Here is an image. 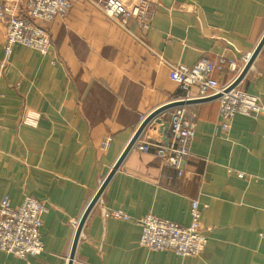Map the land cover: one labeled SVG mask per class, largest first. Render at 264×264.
Listing matches in <instances>:
<instances>
[{"label":"crops","instance_id":"0c3cea01","mask_svg":"<svg viewBox=\"0 0 264 264\" xmlns=\"http://www.w3.org/2000/svg\"><path fill=\"white\" fill-rule=\"evenodd\" d=\"M70 1L46 24L45 54L16 44L6 58L0 19V201L16 207L29 195L45 206L44 251H0V264H67L79 219L141 120L165 103L198 99L195 86L183 98L172 67L226 56L235 65L212 77L227 85L264 33V0H146L147 28ZM237 87L264 106V44ZM177 106L195 123L182 174L132 147L85 218L71 264H264V114H236L225 131L217 98L188 102L157 115L138 141L161 137ZM26 115L37 123H24ZM192 199L204 207L200 255L138 244L140 217L187 225ZM111 210L128 218L104 215Z\"/></svg>","mask_w":264,"mask_h":264},{"label":"built area","instance_id":"2783aa9c","mask_svg":"<svg viewBox=\"0 0 264 264\" xmlns=\"http://www.w3.org/2000/svg\"><path fill=\"white\" fill-rule=\"evenodd\" d=\"M91 4L117 24L132 18L142 28H147L148 10L146 0L126 6L121 0H88ZM71 7L70 0H3L0 3V19L5 30L4 52L9 58L16 44L36 49L42 54L52 46L46 24L57 17L65 16ZM244 62L248 55L242 57ZM226 65L234 66L235 61L220 56L216 61L200 59L192 66H173L170 79L188 97L190 87H197V98L221 94L218 98V117L223 130L227 131L230 121L236 114L256 116L264 114V106L258 97L234 87L223 92L221 85L212 77L214 70L221 71ZM228 85V84H227ZM38 115H26L24 123L35 125ZM194 120L188 116L184 106L175 107L164 126L161 137L151 141L133 144L141 151L155 152L161 164L170 168L178 177L182 174L190 155V145L194 138ZM197 199L190 203V222L187 225L146 214L137 220L141 228L138 239L140 246L151 250L172 251L185 256H198L207 242V236L201 226V213ZM45 206L32 196H25L20 205L13 207L7 197L0 201V251L17 257L40 254L44 251L40 227ZM105 216L127 219L121 211H105Z\"/></svg>","mask_w":264,"mask_h":264},{"label":"water","instance_id":"95a60500","mask_svg":"<svg viewBox=\"0 0 264 264\" xmlns=\"http://www.w3.org/2000/svg\"><path fill=\"white\" fill-rule=\"evenodd\" d=\"M263 44H264V33H263L262 37L260 38L259 42L257 43L256 47L252 51V53L248 56V59L246 60L245 64L243 65L242 69L239 71L237 76L228 85H226V87L224 88L223 92H227V91L231 90L232 88L237 87L238 83L243 78V76L245 75V73L247 72L249 67L251 66L252 62L254 61L255 57L259 53V51H260L261 47L263 46ZM220 95L221 94H215V95H211V96L204 97V98L193 99L192 101L191 100H189V101L180 100V101H172V102H169V103H165V104L157 107L156 109H154L150 113H148L141 120L140 124L138 125V127L134 131L132 137L130 138V140L126 144V146L123 149L122 153L119 155L118 159L116 160V162L114 163V165L112 166V168L110 169V171L108 172V174L106 175L104 180L102 181L101 185L97 189L96 193L92 197V199L89 202V204L87 205L84 213L82 214L81 218L79 219V221H78V223L76 225V228H75V234H74L73 242H72V245H71V249H70V253H69L67 264H71L72 263V259H73L75 247H76L79 235H80V231H81L82 225H83V223L85 221V218L87 217L90 209L93 207L95 202L98 200L101 192L103 191V188L105 187V185L107 184V182L109 181L110 177L113 175L115 170L119 167V165H120L122 159L124 158L125 154L132 148L133 144L139 138V136L141 135V133L145 129V127L148 125V123L150 121H152L157 115H159L160 113H162L163 111L167 110L170 107H173V106H176V105H183L184 103L193 102V101L199 102V101H203V100L216 99Z\"/></svg>","mask_w":264,"mask_h":264},{"label":"rangeland","instance_id":"374dc122","mask_svg":"<svg viewBox=\"0 0 264 264\" xmlns=\"http://www.w3.org/2000/svg\"><path fill=\"white\" fill-rule=\"evenodd\" d=\"M96 8V7H95ZM97 9V8H96ZM98 10V9H97ZM99 11V10H98ZM102 15H104L101 11H99ZM106 18L110 19L109 17L105 16ZM111 20V19H110ZM113 21V20H111Z\"/></svg>","mask_w":264,"mask_h":264}]
</instances>
